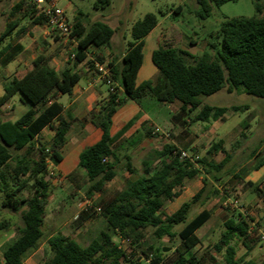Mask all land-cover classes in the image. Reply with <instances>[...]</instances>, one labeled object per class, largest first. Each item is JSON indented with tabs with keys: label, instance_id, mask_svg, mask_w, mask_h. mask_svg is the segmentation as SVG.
<instances>
[{
	"label": "trees",
	"instance_id": "1",
	"mask_svg": "<svg viewBox=\"0 0 264 264\" xmlns=\"http://www.w3.org/2000/svg\"><path fill=\"white\" fill-rule=\"evenodd\" d=\"M235 1L197 0L200 9L196 15L206 20L211 17L213 6L221 7ZM111 3L112 0H96L94 9H106ZM254 4L257 16L227 19L222 23L217 33L219 43L209 46L214 54L205 52L201 57H194L177 49L173 38H163L165 41L152 55L153 64L159 71L157 79L139 86L136 81L144 61L145 38L158 26L159 20L155 14L148 13L132 26V40L122 64L114 67L111 63L113 79L119 88L116 92L108 88L107 101L91 114L90 121L101 129L102 138L80 155L79 166L86 173L90 184L89 197L95 193H106L107 184L117 176V165L121 158L111 146L112 119L128 100L138 102L150 95L160 103L179 102L182 113L199 110L195 121L210 122L222 118L228 112L235 114L247 111L249 107L209 106L203 103L204 97L223 89L228 93L243 89L248 95L264 98V0H254ZM21 12L32 25L45 24L44 18L36 15L33 5L26 0L18 1L10 12L12 20L0 35V44L19 27L20 19L16 18V14ZM80 16L83 15L80 13ZM71 25V37L78 44L75 64L84 62L91 48L110 46L116 33L115 29L102 21L84 26L81 19H78L71 22ZM27 31V27L23 26L18 33L23 35ZM11 47L8 45L0 51V60ZM19 49L13 51L5 63L12 61ZM188 59L193 63L190 64ZM95 62L103 63L104 59L95 58L89 62L91 67H94ZM80 81L79 72L71 68L56 72L49 68L44 57H39L16 74L4 87L3 96H0L2 208L21 212L22 217V227L18 229L19 238L3 253L2 264H24L28 254L38 248L43 238L46 208L52 190L45 176L49 171V163L61 162V152L72 126L65 119L63 106L54 94L71 95ZM17 95H20V102L30 105V108L17 120L6 121L2 117V110ZM46 128L55 133L51 142H46L42 137ZM152 132L155 129L146 126L144 134L134 135L126 144L129 148L137 147L144 138L151 137ZM242 136L245 137L244 134ZM182 153L184 151L170 143L160 151L153 150L149 159L143 162L144 176L127 182L112 201L101 207L100 215L106 220L108 231L119 240L127 239L141 247L144 232L153 229V235L159 241L165 238L180 239L177 255L169 264H202L200 259L189 253L201 244L197 231L212 217L213 209L208 203L222 195L217 184L229 175L242 182L250 171L260 169L264 165V140L250 152L247 162L237 172V167L228 166L231 154L225 150L223 140L214 142L208 150L212 156L219 153L225 155L219 163L200 157L182 158ZM126 160V169L134 174L131 159L126 157ZM251 161L254 164L249 167ZM202 174V189L175 212H167L166 204L179 198L186 183ZM23 178L27 179L22 181ZM28 180H34L36 192L30 199H21L19 195L27 187ZM246 186L253 188L258 196H263L264 181L257 186L251 183ZM206 205L202 212L188 221L195 208ZM94 214V210L83 211L78 220L86 222ZM178 226H183L179 233L175 231ZM108 231L102 232L101 238L93 240L87 247L64 233H57L47 242L50 257L44 264H135L128 260L126 252L115 243ZM249 234L250 225L242 214L227 220L221 239L214 245L216 252L224 253L223 264H257L253 260L237 258L233 244L235 238L245 241ZM163 261L164 247H161L156 250L151 264H163Z\"/></svg>",
	"mask_w": 264,
	"mask_h": 264
},
{
	"label": "rangeland",
	"instance_id": "2",
	"mask_svg": "<svg viewBox=\"0 0 264 264\" xmlns=\"http://www.w3.org/2000/svg\"><path fill=\"white\" fill-rule=\"evenodd\" d=\"M17 2L18 0H0V35L12 20L10 12ZM95 2L96 0H60L58 5L66 11L70 22L74 21L75 15L81 13L84 16L82 17L84 26L95 21L109 24L116 30L112 40H132V26L146 14H155L159 20L158 27L145 40H160L161 36L166 34L176 40L177 49L186 50L194 57H201L205 52L214 54L209 46L219 43L217 33L222 23L227 19L257 16L254 0H237L221 7L213 6L212 15L206 20H201L196 15L200 9L197 0H112L111 5L102 10L94 9ZM16 18L20 19V26L27 27L30 36L37 35L38 40H45L43 33L35 29L29 18H25L23 12L16 14ZM28 39L31 40V38ZM12 40H16V38L14 37ZM8 43L14 45V41L12 42L10 39L7 41ZM147 46L148 48L151 46L149 41ZM71 47L74 50L73 45H69L65 49L69 52ZM71 63H74L73 60ZM95 73L97 74L96 70ZM6 74L7 72L0 65V87L5 84ZM67 98L65 96L61 102H65ZM202 100L204 104L214 107L247 105L249 109L235 114L228 112L216 121L196 122L195 116L199 110L182 113L177 109L178 113L173 114L172 108H177L181 104L176 102L167 105L169 107L160 112L164 117L170 113V124H172L174 116L177 115L173 123L179 130L175 132L174 130H165L163 137L154 140L152 145L158 146L161 150L165 144L170 143L184 151L192 159L207 158L219 163L225 155L219 153L212 156L208 150L214 142L223 140L225 150L231 154L228 166L237 167L235 171L237 172L247 162L250 152L258 146L260 141L264 140V98L248 95L243 89L233 93H228L226 89H223L212 96L202 98ZM29 108L30 105L21 103L20 95H17L3 108L2 117L6 121H15ZM159 125L167 128L164 122H159ZM153 150L158 149H152L147 156L143 155L144 153L142 155L137 153L134 156V174L126 169L125 161H123L121 165L117 166L116 181L112 183L108 192L95 193L91 197L88 196V182L80 174L72 176L71 181L74 184L72 186L69 181L61 179L60 175L49 169L45 178L52 190L46 208L43 238L38 248L28 254L24 264H44L50 257L47 236L53 234V222L59 216L61 219L58 218L56 221L58 223L57 233L61 232L72 237L82 246H88L93 240L100 239L101 231H108L104 218L100 214H94L90 222L76 219V216L82 212L83 203L91 198L97 208L112 201L125 188L129 179H135L145 174L142 160L144 162L149 159ZM253 164L251 161L248 166L251 167ZM203 177L202 174L194 181L187 182L181 192L182 198L168 202L166 211L172 213L184 201L190 200L202 185ZM25 179L27 178H23L22 181ZM240 183L229 175L217 184L222 191V198L218 204L213 206L211 219L197 232L201 244L189 253V255L193 254L200 259L202 264L224 263V253L216 252L214 245L221 239L227 220L233 216L237 217L239 213L250 225V234L245 241L238 238L233 241L237 250V258L247 261L254 260L258 263L264 260L263 241L260 239L262 232V223L259 220L260 208L252 203L254 196L249 194ZM35 192L34 180H28L27 187L19 196L21 199H30ZM262 206L264 207V204ZM205 207L207 205L195 208L188 221L195 218ZM20 227H22L21 212L2 208V196L0 195V264L3 263V253L19 238L18 229ZM182 229L183 226H178L175 231L179 233ZM108 232L113 236L115 243L122 246L128 260L135 264H151L156 250L161 247H164L163 264H169L175 259L177 248L180 246L178 237L174 240L168 238L162 241L157 240L153 235V229L144 232L141 247L133 245L132 242L122 244L121 240L116 238L112 232Z\"/></svg>",
	"mask_w": 264,
	"mask_h": 264
},
{
	"label": "crops",
	"instance_id": "3",
	"mask_svg": "<svg viewBox=\"0 0 264 264\" xmlns=\"http://www.w3.org/2000/svg\"><path fill=\"white\" fill-rule=\"evenodd\" d=\"M82 17L80 16V13H78L77 15H75L73 22L78 19H81V22L84 24ZM22 27L23 26L19 25V27L11 35V37H9L7 40L0 44V51H2L8 45L12 46L10 51L5 54L4 57H2V59L0 60V65L7 72L5 84L0 87V96H3L4 87L11 82L12 78L16 74L22 72L24 69L29 67L39 57H44L47 61L49 68L55 70L56 72L60 73L67 68H71L74 71L80 73L81 81L74 87L73 93L71 95H59L56 93L54 94L56 100L63 106V115L65 119L71 122L72 126L67 135L66 144L61 152V162L59 164L49 163V169H52L55 174L60 175L61 179H66L71 183L72 186H74L73 182L71 181V177L74 174H80L83 179L87 180L86 173L79 166L81 153L85 149L92 147L93 145L98 143L103 135L101 129L96 128L91 123V114L93 112H97L99 107L104 104L108 99V87L99 80L97 74L95 73V67H91L89 62H93L95 58L101 57L104 59V61L112 63L114 67L120 66L127 53L128 44L129 42H131V40H112L110 46L91 48L89 50V53L87 54V59L82 63L75 64V60L71 58V54L75 52L78 46L77 42H67L66 40H62L61 37L51 34L50 30L45 25H35V29L40 30L43 33V37L45 39L38 40L37 35L30 36L29 31H27V33L23 35H20L18 32ZM157 27L147 37H149L157 29ZM14 37L16 38V40H12ZM28 38H31V40H29ZM163 38L169 37L166 34H163L160 40H145V47L143 51L144 61L137 76V86L141 85L144 82L155 81L157 79L159 71L157 67L153 64L152 55L153 52L159 48L161 43L165 41L163 40ZM9 39L12 42L14 41V45H12L11 43L7 44V41H9ZM148 41L151 45L150 48H148L147 46ZM69 45H73L74 50L71 47L68 52L65 48ZM18 49L19 52L14 55V59L9 63H5V59L10 54H12L13 51ZM182 51L187 52L183 49ZM71 60H73L74 63H71ZM189 61L192 62L191 59H189L188 62ZM65 96H67L68 98L65 100V102H61V100H63ZM10 102L11 101H9L7 105ZM167 105L170 104L160 103L150 95H146L138 102L128 100L122 107L117 110L116 114L113 116L112 119L111 146L113 147V149L116 150L119 157L121 158V161L118 163V165H121L123 161H125L126 165V157H129L131 159V163L133 165V158L137 153L139 155H142L144 153L143 155L147 156L152 149H158V151H160L158 146L152 145L154 143V140L163 137V134H165V130H174V132L179 130V128L176 127L173 123V119L172 124H170V113H167V116L164 117L163 114L160 112L163 111L162 109H167V107H169ZM177 109L181 110V105L177 108H172L173 114L178 113ZM176 116L174 117L176 118ZM159 122H164L167 128L160 126ZM146 126L152 130L158 129L160 130V133L157 135L155 132H152V136L144 138L143 141L137 147L129 148L126 144L127 140L131 139L136 134H144ZM54 135V131L50 128H46L42 132V137L46 142H51ZM116 178L117 176L113 181L107 184L108 190L111 187L112 183L116 181ZM137 178L129 179L128 182L134 181ZM194 180L195 179L188 182H192ZM263 181L264 165L258 170L250 171L249 174L240 183L249 194H252V196H254V198L252 199V203L257 205L258 208H260L259 220L262 223V232H264V207L262 206L264 204V194L262 197H260L253 191V188L247 187L246 185L248 183H251L253 184V186H257ZM88 186L90 187L89 183ZM202 187L203 181L202 185L199 186L198 191H200ZM195 194H193V196ZM181 198L182 196L180 195V197L176 200H180ZM221 198L222 195L217 199L211 200L208 203L209 207L213 208V206L219 203ZM185 202L187 201H184L183 203ZM58 218L61 219L60 216ZM58 218L54 219L52 228L53 234L47 236V241L57 233L56 229L58 223L56 221ZM104 221L106 223V227L108 228V224L105 219ZM208 221L206 223H208ZM87 222H90V219ZM102 232L107 231H101V233ZM262 244L264 247V241L262 242ZM255 262L257 264L262 263H258L257 261Z\"/></svg>",
	"mask_w": 264,
	"mask_h": 264
},
{
	"label": "built area",
	"instance_id": "4",
	"mask_svg": "<svg viewBox=\"0 0 264 264\" xmlns=\"http://www.w3.org/2000/svg\"><path fill=\"white\" fill-rule=\"evenodd\" d=\"M21 1V0H18ZM31 5H33L36 15L41 16L45 20V26L50 30L51 34L57 35L58 37H61L62 40H66L67 42H76L72 37V31L73 26L71 25V22L66 16L65 10H63L61 7H59L58 2L59 0H26ZM71 58L75 59V52L71 54ZM95 70L97 72V76L99 80L106 84L108 88H110L111 92H116L117 88H119V85L115 82L113 79L112 74V67L111 63L104 61L101 62H95L94 63ZM156 133H160V130L155 129ZM182 158H188L186 153H182ZM82 212H88L90 210H93L96 212V214L101 213V207H95L93 204V201L91 199L85 200V202L82 205ZM79 218V215L76 216V219ZM254 223V221H253ZM260 239L264 241V232L260 233ZM122 244H128L131 243L130 240H121ZM119 247L123 250L122 246L119 245Z\"/></svg>",
	"mask_w": 264,
	"mask_h": 264
}]
</instances>
